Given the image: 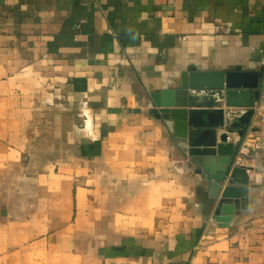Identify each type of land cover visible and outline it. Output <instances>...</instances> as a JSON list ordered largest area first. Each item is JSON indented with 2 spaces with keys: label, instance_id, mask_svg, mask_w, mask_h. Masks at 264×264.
<instances>
[{
  "label": "crops",
  "instance_id": "0c3cea01",
  "mask_svg": "<svg viewBox=\"0 0 264 264\" xmlns=\"http://www.w3.org/2000/svg\"><path fill=\"white\" fill-rule=\"evenodd\" d=\"M189 63L264 65V0H0V264H264V150L225 219L149 112Z\"/></svg>",
  "mask_w": 264,
  "mask_h": 264
},
{
  "label": "water",
  "instance_id": "95a60500",
  "mask_svg": "<svg viewBox=\"0 0 264 264\" xmlns=\"http://www.w3.org/2000/svg\"><path fill=\"white\" fill-rule=\"evenodd\" d=\"M263 77L264 65L206 69L189 63L177 74V82L149 95L150 114L161 120L180 149L194 158L208 199L217 203L216 212L226 216L225 219L234 213L240 201L247 202L251 191L248 170L253 167L235 165L236 145L227 142L226 132L217 140L214 131L224 124L225 105L246 109L231 124V129L243 134L252 107L260 98ZM201 128L214 132L211 143H207Z\"/></svg>",
  "mask_w": 264,
  "mask_h": 264
},
{
  "label": "built area",
  "instance_id": "2783aa9c",
  "mask_svg": "<svg viewBox=\"0 0 264 264\" xmlns=\"http://www.w3.org/2000/svg\"><path fill=\"white\" fill-rule=\"evenodd\" d=\"M261 95L252 107L250 121L243 128V134L239 135L237 129H231V124L245 111L242 107H228L223 105L222 127H219V135L227 133V142H233L237 147V158L240 161L251 158V152L264 150V77L261 81ZM259 128V129H258Z\"/></svg>",
  "mask_w": 264,
  "mask_h": 264
}]
</instances>
